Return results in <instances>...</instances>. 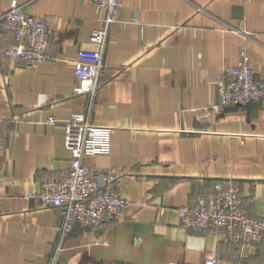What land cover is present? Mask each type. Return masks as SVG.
<instances>
[{"label": "crops", "instance_id": "1", "mask_svg": "<svg viewBox=\"0 0 264 264\" xmlns=\"http://www.w3.org/2000/svg\"><path fill=\"white\" fill-rule=\"evenodd\" d=\"M13 1L0 0V264H50L63 210L28 194L69 169L65 125L89 101L74 95V62L104 11L90 0H16L53 30L54 59L34 65L3 55ZM120 4L91 113L113 128L112 151L84 163L101 189L116 188L134 206L97 227L76 224L56 264H204L211 252L219 264H264V241L240 246L187 232L177 213L225 182L253 216L264 215V98L217 108L222 71L238 65L243 48L264 82V0ZM109 168L118 171L113 183L102 177Z\"/></svg>", "mask_w": 264, "mask_h": 264}, {"label": "built area", "instance_id": "2", "mask_svg": "<svg viewBox=\"0 0 264 264\" xmlns=\"http://www.w3.org/2000/svg\"><path fill=\"white\" fill-rule=\"evenodd\" d=\"M90 1L103 9L104 17L99 26L92 29L89 46L79 50L74 62L77 79L74 95L86 96L89 101L86 112L72 114L65 125L64 145L71 153L70 166L60 179L44 183L38 193L28 194L29 199L41 206L63 210L60 239L50 264H56L65 238L76 224L97 227L134 206L116 188L101 189L98 180L84 163L86 157L108 155L112 151L113 128L92 122L91 113L100 88L111 27L117 22L121 7L120 0ZM3 30L12 41L3 51L6 58L34 65L54 59L50 23L26 11L16 0L4 15ZM222 76L217 101L220 111L230 106H246L264 98V82L256 78L255 64L245 48L241 50L238 65L225 67ZM5 122L6 118L0 116V162L5 151L2 138ZM46 123L54 125L55 118L49 117ZM102 177L108 183H113L118 178V171L109 168ZM177 213L181 227L187 232H210L240 246L264 241V215L253 216L249 211V202L233 184L218 182L214 192L198 196L195 205L184 206ZM134 242L141 244L140 238ZM100 244L107 246L109 243L102 241ZM203 263L219 264L218 253L207 254Z\"/></svg>", "mask_w": 264, "mask_h": 264}, {"label": "rangeland", "instance_id": "3", "mask_svg": "<svg viewBox=\"0 0 264 264\" xmlns=\"http://www.w3.org/2000/svg\"><path fill=\"white\" fill-rule=\"evenodd\" d=\"M263 242V241H262ZM258 243V242H257ZM255 244V243H254ZM253 245V244H252ZM173 264V263H172ZM176 264V263H175Z\"/></svg>", "mask_w": 264, "mask_h": 264}]
</instances>
